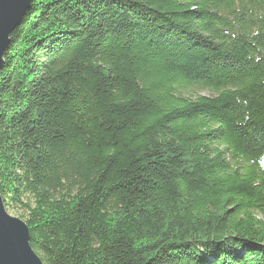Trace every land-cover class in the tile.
<instances>
[{
  "label": "trees",
  "instance_id": "1",
  "mask_svg": "<svg viewBox=\"0 0 264 264\" xmlns=\"http://www.w3.org/2000/svg\"><path fill=\"white\" fill-rule=\"evenodd\" d=\"M32 9L0 72V196L43 263L264 264V0Z\"/></svg>",
  "mask_w": 264,
  "mask_h": 264
},
{
  "label": "water",
  "instance_id": "2",
  "mask_svg": "<svg viewBox=\"0 0 264 264\" xmlns=\"http://www.w3.org/2000/svg\"><path fill=\"white\" fill-rule=\"evenodd\" d=\"M32 3L33 0H0V72L5 55L17 42H10V36L33 13ZM30 241L28 226L8 213L0 196V264H44Z\"/></svg>",
  "mask_w": 264,
  "mask_h": 264
},
{
  "label": "rangeland",
  "instance_id": "3",
  "mask_svg": "<svg viewBox=\"0 0 264 264\" xmlns=\"http://www.w3.org/2000/svg\"><path fill=\"white\" fill-rule=\"evenodd\" d=\"M198 95H203V96H210V94L208 92H199ZM10 215L17 217L16 215H14L13 213H10Z\"/></svg>",
  "mask_w": 264,
  "mask_h": 264
}]
</instances>
